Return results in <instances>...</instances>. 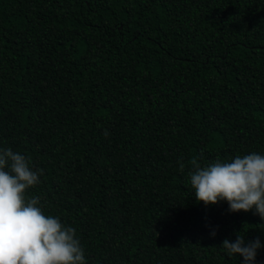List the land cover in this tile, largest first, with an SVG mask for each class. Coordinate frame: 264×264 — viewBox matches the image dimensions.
Here are the masks:
<instances>
[{"label":"trees","instance_id":"1","mask_svg":"<svg viewBox=\"0 0 264 264\" xmlns=\"http://www.w3.org/2000/svg\"><path fill=\"white\" fill-rule=\"evenodd\" d=\"M4 148L86 264H244L222 243L264 221L189 172L264 155V0H0Z\"/></svg>","mask_w":264,"mask_h":264},{"label":"clouds","instance_id":"2","mask_svg":"<svg viewBox=\"0 0 264 264\" xmlns=\"http://www.w3.org/2000/svg\"><path fill=\"white\" fill-rule=\"evenodd\" d=\"M190 164L198 203L208 207L226 202L230 213L254 212L264 221V155L253 152L228 163L218 159L205 167L195 159ZM42 174V169L33 170L30 158L0 149V264H86L75 229L46 216L38 197H26ZM211 235L215 238L216 231ZM262 247L259 238L246 242L241 232L235 241L225 239L221 248L229 257H242L244 264H256Z\"/></svg>","mask_w":264,"mask_h":264}]
</instances>
